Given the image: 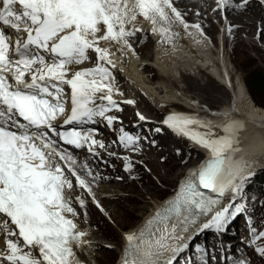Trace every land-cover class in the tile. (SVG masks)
Wrapping results in <instances>:
<instances>
[{
	"label": "bare ground",
	"instance_id": "bare-ground-1",
	"mask_svg": "<svg viewBox=\"0 0 264 264\" xmlns=\"http://www.w3.org/2000/svg\"><path fill=\"white\" fill-rule=\"evenodd\" d=\"M228 1L231 2V0ZM263 3L264 0H262V2L258 0L256 1L244 0V2H242L240 6H236L234 4L225 3V0H219L218 3H212L211 1H204L203 6L211 8L212 15L214 13L217 16L216 17L213 15L212 18L217 19L220 22V25H222V31L219 37L220 41L218 42V44L217 42H215L216 39L214 38V34H215L214 30L206 27L204 33L202 26L197 27L196 25H190L187 29V32H189L188 36L184 37L180 42L181 44H183L182 46H178L176 49L170 48V46L158 47V45L152 40V36L155 35V32L151 29L149 25L148 26L144 25L142 27V32L138 37H140V39L143 40L147 38L146 44L144 43L138 48H136V45H133L130 46L128 49L132 58L137 57L136 56L137 54L139 55L138 50H143V54H145L146 59L149 58L155 59L156 68L158 71H160V75L158 78L161 81L158 82V84L160 88L165 87L169 89V91L166 94H164L159 90V86L152 87L151 80L146 78V74L142 72L143 67L144 68H148V67L143 66L142 69H140L139 67L138 68L136 67V64L132 65L129 71H131V80L135 82L134 88L137 89L142 87L144 90H147V92L143 95L138 94L140 99H143L144 96H148L149 98L150 97L154 98L155 101L164 102V103L166 102L169 103L175 98L177 99L178 91L175 90L176 88L175 85L182 84L184 82V79L185 81H187L186 80L188 79L187 75L191 73L195 74L196 77L195 78L193 77L192 80H188V81L193 83V87L195 89L198 88L207 89L208 90L207 97L211 94L213 95V93L216 91H218V93L219 92L225 93L224 88L226 90L227 89L231 90L234 98L231 99L230 105H227V107H220V106L215 107L213 105H209L207 107L211 111L217 110V112L215 113V117L211 118L215 126L213 135L215 138L216 135H223L221 130L225 131V129L232 128V135L226 136L224 138L225 140L223 139L220 140L221 141L223 140L222 143H226L228 140L232 141L233 146L239 147L238 148L239 154L237 155L239 157H243L244 159L250 158L252 162H256L260 158L264 159V105L259 103L254 98L253 95L251 96V92L249 93L248 91L249 89L248 85L245 83L244 79L239 76L238 67L233 63L234 62L233 60H235V56L233 55L234 48H230L228 45V41H229L228 34L226 30L224 31L225 27L223 23H225L226 29H229L231 31L232 37L229 43L231 42L233 43L234 41H236V47L240 48L242 50V54L247 57L245 63L246 64L254 63L264 68V20H263L264 4ZM176 5L179 7L181 12L184 13L185 17L190 18L195 13L193 10L194 6L198 8L199 7L198 5H200V3L199 0H177ZM243 8H247V9L241 10ZM232 9H235L237 11L233 12ZM166 11L168 13V16L172 18L173 7L167 6ZM202 11L205 13L207 9L206 10L203 9ZM36 16H40V15H36ZM38 18L41 19L42 17H38ZM35 29H37L36 26H33V29L31 31L34 32ZM57 30L62 33L73 35L76 37H81L84 35L83 23L76 25L74 23L67 22L65 24H61L57 28ZM205 34L211 36L212 40L204 36ZM187 41H189L190 44L187 43ZM137 42H139V40ZM97 43L100 44L99 42ZM46 47L47 45H45L44 47L40 46L37 48V50L39 51L40 54L46 55V53L44 52V50H47ZM210 47L216 48V50L214 49L212 50ZM105 58L109 64L111 63L113 64L115 62L113 58H108V57ZM221 60L224 61V66L225 69H227V71L226 73L219 74L218 66L220 65ZM76 65L77 64L74 61L72 63V66L70 67V71L73 72L76 71L77 68ZM244 65H240V69L246 71L245 69L246 66ZM57 72H61L60 68L57 70ZM179 73H181V76L178 78ZM213 73H215L216 75L213 76ZM201 76L204 78L201 79L200 78ZM90 77L91 79L97 82L101 81L100 78H97L93 75ZM214 80L218 81L221 84V86L216 85ZM183 88H185V86H183ZM189 92H193V91L189 89ZM93 94H95L94 91ZM219 98H221V96ZM194 99L198 100V98H193V100ZM190 106L193 107L194 104L193 105L190 104ZM156 109L157 111L162 110L160 108H156ZM170 109L172 110V107ZM235 116H238L237 117L238 119L234 120L233 118ZM186 118L188 119V117ZM229 120H234V121L229 122ZM225 122H226V126L224 127L226 128H221L220 126ZM169 135L170 137H173L172 133H169ZM179 144H187V142L183 141L182 143V141L180 140ZM210 146L212 147V149H214L213 148L214 146L212 145ZM190 147L192 149H196L197 152H201L202 150H204V147L200 146L199 144H194ZM230 148H232V146H230L225 152L230 150ZM63 156L65 157L64 163L69 167V170L67 171L68 178L71 179L70 177L74 175L75 177L78 178L79 183L81 185V186L77 185V183H75L71 179L70 180V182H72L70 188L71 193L73 195L85 194L82 195V198H85L87 200V206L90 205L92 202V208L93 207L99 208L98 203L96 201L101 200L100 196L102 195H106L104 200V203L106 205H103V207L111 206L112 203H115L120 207V209L126 208L125 206L128 207L126 203L127 199L129 203H132L133 205L135 204V206L138 205L141 206L145 202L147 198L146 196L147 193L143 189H141L140 187L134 184H133L134 185L133 188H131L126 193H124L123 188L120 186L113 187L112 183L102 184L104 182H107L108 180H110L111 182L114 181V178L117 175L110 170L112 168L108 167L106 172L102 170H97V171L94 170V175H93L94 177H92L90 176L87 169L84 168V165L80 164V159H77L81 156L77 154L74 155L68 153L64 154ZM222 157L223 156L219 157V159ZM209 159L211 160V154L207 152L205 153V157L199 159L198 163L204 161V165H205L206 162L209 161ZM92 161L93 159L90 157V164L92 163ZM198 163L191 165L189 171L187 170L186 174H190V172H193L194 169L198 168L199 167ZM262 164L264 165V162ZM184 166L180 165V167H178L179 169L176 170V176L182 173L181 170L184 168ZM81 168H83L82 172L86 177V181H84V179L80 177L77 173ZM155 171L158 172L157 170ZM103 177H108V178H106L105 181H102L101 179H103ZM183 177L184 175L181 176V178ZM257 178L260 179L259 176H257ZM87 179L89 180V182ZM172 179L174 180V178ZM245 182H246L245 178L241 177L239 180H237L236 183L239 186H242L245 185ZM122 183H126V182L123 181ZM238 185L235 186L233 191H235V189L239 187ZM124 199L126 200L124 201ZM165 200L166 201L169 200L170 202H172L173 201L172 195L166 197ZM204 208H205L204 206L202 207L201 205H198L199 210L200 209L204 210ZM166 209H167V205H165L164 203L155 204L153 209L150 212H148V214L146 213L147 215L146 214L143 215L144 219L140 224L141 227L138 222L136 226L140 228L126 235V239H125L126 242H124L126 248L121 249V253H120L121 260L117 264H129V261H134L135 263L133 264H156L155 263L156 256H157V261L159 260L163 262L162 258L172 252V250L170 249L171 248L170 245H168V250L163 253L160 252V249L162 248V241L166 240V238L171 235L170 233L176 227L169 228L166 230V232L160 231L162 233L151 238L153 240L150 239L151 241L149 240L150 242L147 245H145L144 242L140 246L136 244L137 242L136 240H138L141 236L148 233L149 229L153 226V224L158 223L161 220L160 217L165 216L168 218L170 216L169 211ZM192 209L190 210V212L192 211ZM95 212L96 209L93 210V213ZM239 212H240L239 215L236 216L235 218V221H237V223L238 222L241 223V221L246 220L247 218L245 216L249 213H251V215L252 213L263 214V210L257 206H252V209L250 207L245 208L244 206V208L239 209ZM244 213H246V215H244ZM97 214L98 213L96 212V216H98ZM124 215H128V213H124ZM111 217L113 220L114 216ZM208 217L209 216L207 215L205 216V218ZM193 221L198 222L194 218H186L183 221L184 227L192 226L190 222ZM0 222H2L0 223V229L4 230V232L0 235V238H4L5 233L7 234L9 231H11V229L9 231L6 230V227H9L10 222L4 217H0ZM87 222L88 221H83L81 223L83 225L82 227L85 236L83 237L81 243L83 247H81L79 252H77L76 257L77 260L78 258L81 259L90 258L88 260V264L89 263L92 264L91 263L92 261L95 263L97 262L96 260H100L97 257L98 254L95 255L94 252L95 247H97L99 244L97 242L99 241L96 239L94 240L93 237L94 234L89 230L87 225L84 224ZM101 222L103 223V217L101 218ZM117 222H121V221L117 220ZM98 223L99 222H97V224ZM121 224L123 226L128 225L124 223ZM233 226L239 227V225L237 224H234ZM232 230L236 232L238 228L233 227ZM132 233L135 234L133 235ZM204 237H205L204 235L201 236V238L203 239ZM181 238H182L181 236H176V241L178 242ZM184 240L186 239L184 238ZM230 241L231 239L229 238L225 239V242H230ZM191 243L192 244L200 243V238H197V241L195 242L192 241ZM215 243L216 245L213 256L216 255L218 256L219 254L218 245L220 244V242L218 240H215ZM202 244L206 245L205 242H203ZM187 246L185 247L184 251L179 257L181 258V260L174 262V264H189L190 262L191 264H204L205 263L204 259L207 255L205 247H202L201 251L196 252L195 256L198 257V259L196 261L193 260L191 261L183 257L185 255H188L189 258L193 259L192 254H186ZM14 248H19L23 251V252H19L20 253L19 256L21 258V264H48L46 258H41L37 256L35 253H33L30 244L27 242V239L24 236H21L19 240V244L15 245ZM168 259L169 258H164L165 261H167Z\"/></svg>",
	"mask_w": 264,
	"mask_h": 264
},
{
	"label": "rangeland",
	"instance_id": "rangeland-1",
	"mask_svg": "<svg viewBox=\"0 0 264 264\" xmlns=\"http://www.w3.org/2000/svg\"><path fill=\"white\" fill-rule=\"evenodd\" d=\"M242 2H244V0H239V1L231 0V2L228 0H225V3L234 4L236 6H240ZM244 9H247V8H243L241 10H244ZM232 11L236 12L237 10L232 9ZM207 13H208L209 19L207 21L206 27L211 28V27H209L211 25L215 29L214 36H216L219 33L220 22L217 19L210 20L211 13H209V12H207ZM213 15L216 16V14H214V13H213ZM263 20H264V16H263ZM138 40H139V42H137ZM134 41H135L134 43H136L137 46H141L144 43L146 44L147 38L143 40V39H140V37H137V38H135ZM230 41H231V39H230ZM231 43L228 42V45L230 48H234L233 49L234 50L233 55L235 56V60H233L234 61L233 63L238 67L239 76L244 79L246 84H249L248 85L249 89L248 88L247 89H248L249 93L251 92V96L253 95L254 98L259 103L264 105V68H262L260 65L254 64V63H251V64L247 63L246 64L245 61H246L247 57L242 54V50L240 48L236 47V41H234L232 44ZM138 51L140 53H143V50H138ZM142 57H143V61H144L146 59L145 54H143ZM240 65L246 66V68H245L246 71L241 70ZM143 69H142V72H144V74H146V78H148V79H151L152 75L155 74V70H152V69L148 70V68H143ZM235 72H236V70H235ZM213 76H215V75H213ZM193 77L195 78L196 76L188 75V77H187L188 79H186L187 81H185V79H184V82L186 84L183 82L182 84H180V86L182 88H183V86H186L187 89H191L195 93L197 98L199 100H202L203 103L206 105H213L215 107L216 106L227 107V105H230L231 99L234 98L231 90H228V89L226 90L224 88L225 93H223V92L218 93V91H216L213 93V95L211 94L207 97V92H208L207 89H201V88L195 89L193 87V83L188 81V80H192ZM154 78H158L157 74L155 75ZM200 78L203 79L204 77L201 76ZM214 81H215L216 85L221 86V84L218 81H216V80H214ZM217 96H219V97L221 96V98H219ZM194 100L197 101L196 99H194ZM141 107L144 110H146L152 116L158 115V111H157L156 105H154V103L144 102V104H142ZM160 113H161V111L159 112V114ZM172 136L173 137H170L169 133L167 132L165 134V137H160L158 139V143H156V147L168 149L167 151L166 150L163 151V150L159 149L158 151L160 153H156V154L151 153L150 154L146 151V149H143V151L146 154H148L149 160L147 162H142L143 168L136 167V170L133 171V173L135 172L136 174H139L140 176L143 175V178L141 180H136V181L124 180L126 183H122L123 181H117V179H115L112 182L110 180H108L107 182L102 183V184H106V183L111 184L112 183L113 187L114 186H120L123 188L124 193H126L131 188H133L134 185L140 187L141 189H143L147 193V195H146L147 198H146L145 202L143 203V205L135 206V204L133 205L132 203H129L128 199H127L126 203H127L128 207L124 205L126 208L120 209V207L118 205H116L115 203H112L111 206L103 207V205H106L104 203L106 195L100 196L102 201L101 200H99V201L95 200L98 203L99 208H96V207L92 208V205H88L87 211L85 214V218L88 219V222L84 223V224H86L87 227L89 228V230L94 234L93 235L94 240L96 239L99 241V242H97L99 244L97 247H95L94 252H95V255L98 254L97 257L100 260H96L97 262H95V263L92 261L91 262L92 264H116L118 262L119 257H121L120 256L121 249L125 247L124 242H126V240H125L126 234H130V232H134V230L141 227L140 224L144 219L143 215L146 213L148 214V212H150L153 209L155 204H163L164 203L165 205L168 206L170 201L169 200L166 201L165 198L168 197L170 195V193H172V189L175 188L176 185L179 183L181 176L182 175L185 176L187 170H189L191 165L198 163L200 158L205 157L204 153L197 152L196 149H192L187 144H179L180 140L177 139L174 135H172ZM122 138H123V134L120 135L119 133L112 131V132H109V137L106 140H108V142L114 144L116 146V148H118V147L122 146V144H120L122 141ZM180 147H181V150L179 152H181L182 154L177 155V149ZM188 151L189 152L191 151V153L189 155V158L186 159L185 153H187ZM165 152H166V157H165L164 161L162 162L161 157H163V155H165L164 154ZM167 153H169V154H167ZM135 155L138 157H142L138 154H135ZM77 159H80V163H81L82 158L79 157ZM105 159L108 161L110 160L109 162L113 161L110 158V156H107V155L105 156ZM180 165H182V166L185 165V166L181 170L182 173L179 174L178 176H176V170L179 169L178 167H180ZM175 167H177V168H175ZM82 170H83V168H81L79 170V172H77V173L80 177H82L84 179V181H86V177H85V175H83L84 173L82 172ZM106 170L104 172H106ZM155 170H157L158 172H156ZM122 177L124 179H131V175H129V176L123 175ZM172 178H174V180ZM88 182H89V180H88ZM151 189H152V191H151ZM125 200L126 199H124V201ZM257 201L258 202L262 201V203L264 204V192L258 196ZM130 202H132V201H130ZM94 209H96L98 216H96V212L93 213ZM124 213H128V215H124ZM254 214H256V213H253V215ZM111 216H114L115 220L114 219L112 220ZM102 217H103V223L101 222ZM254 219H255L254 221H257V218H254ZM117 220H119L121 222H117ZM96 221L99 223L97 224ZM138 222H139L140 227L136 226V224ZM121 223L128 224V225L123 226ZM255 223H257V222H255ZM172 227H174V225L166 227L165 231L169 228H172ZM233 227H237L238 229L240 228L238 226H233ZM242 227H243V221H241V228ZM2 230L0 229V235L4 232V230L3 231ZM160 231H162V230L159 229L155 233L158 232L157 233V235H158V234L162 233ZM235 233L236 232L234 230H231V235H233ZM132 234L134 235L135 233H132ZM204 235H205L204 239L201 238L202 235L199 237L200 243H203V242L206 243V245L202 244L205 247V250L207 252L205 262H208V261L210 262L211 257L214 254V249H215V245H216L215 239L220 242L221 238L219 237L217 239L214 236L211 237L210 235H208L206 233ZM226 238H229V239H231V241H233V239L231 237H225V236H223L222 241L225 242ZM148 243L149 242H146V241L144 242L145 245H147ZM225 246H226L225 244H222V242H220V244L218 245V253H219L218 256H221V252ZM233 246H234V244H233ZM195 247H196L195 244H192V243L188 244L187 251H186V254H192L193 255V259L189 258L188 255H185L183 257L187 260L196 261L198 259V257L195 256V254H196ZM232 248H233V251L231 252V257H234L236 254V251H235L234 247H232ZM211 251H213V254ZM180 256H181V254H180ZM218 256L216 259V262H217L216 264H222L220 262ZM213 257H212V259H213ZM82 259L81 260L83 262L88 264V260L90 258H87V259L82 258ZM179 260H181V258L176 259V261H179ZM133 263H135V262L129 261V264H133ZM211 264H212V262H211Z\"/></svg>",
	"mask_w": 264,
	"mask_h": 264
},
{
	"label": "clouds",
	"instance_id": "clouds-1",
	"mask_svg": "<svg viewBox=\"0 0 264 264\" xmlns=\"http://www.w3.org/2000/svg\"><path fill=\"white\" fill-rule=\"evenodd\" d=\"M206 10L207 9V11L209 12V13H211V15H210V20H213L214 18H212V12H211V8H208V7H201V12H202V14L201 13H199L198 12V8H196L195 6H194V8H193V10H194V15L192 16V17H190V18H188V17H185V15H182V17H183V19L186 21V22H191V21H194L195 20V18L196 17H199L200 18V25L202 26V29H203V31H204V33H205V29H206V24H207V21H208V19H209V17H208V13H207V11L204 13L202 10ZM184 14V13H183ZM223 25H224V27H225V29H224V31L226 30L227 31V34H228V40L230 41V39H231V37H232V35H231V31L229 30V29H226V25H225V23H223ZM209 27H211L212 28V30H214L215 31V29L210 25ZM221 31H222V25H220L219 26V33H218V35H216V36H214V38L216 39V41L215 42H217V44H218V42L220 41L219 39V37H220V34H221ZM205 35H207V34H205ZM207 37H209V39L210 40H212V38H211V36H209V35H207ZM228 41V42H229ZM216 44V45H217ZM212 50L214 49V50H216V48H213V47H210ZM199 69V68H198ZM218 69H219V74H221V73H226V71H227V69H225V66H224V63H220V65L218 66ZM218 74V75H219ZM184 75H187V74H184ZM188 75H192V76H195V74H188ZM187 75V76H188ZM213 75H216L215 73H213ZM180 76H181V73H180ZM151 82H155V84L156 85H158V82H159V78H153L152 80H151ZM185 93H187L188 95L190 94L191 96H192V99L193 98H197V96L195 95V93L194 92H189V89H187V87L185 86ZM195 102H201V103H199V104H201V105H203V106H205V107H208L209 105H206V104H204L203 103V101L202 100H197V101H195ZM213 111H217V110H213Z\"/></svg>",
	"mask_w": 264,
	"mask_h": 264
},
{
	"label": "built area",
	"instance_id": "built-area-1",
	"mask_svg": "<svg viewBox=\"0 0 264 264\" xmlns=\"http://www.w3.org/2000/svg\"><path fill=\"white\" fill-rule=\"evenodd\" d=\"M250 180H252V178ZM257 182L258 184H260L259 186H257V189H259V191L261 192L264 191V185L261 184L264 182V178L261 177Z\"/></svg>",
	"mask_w": 264,
	"mask_h": 264
},
{
	"label": "trees",
	"instance_id": "trees-1",
	"mask_svg": "<svg viewBox=\"0 0 264 264\" xmlns=\"http://www.w3.org/2000/svg\"><path fill=\"white\" fill-rule=\"evenodd\" d=\"M247 85H249V84H247Z\"/></svg>",
	"mask_w": 264,
	"mask_h": 264
},
{
	"label": "water",
	"instance_id": "water-1",
	"mask_svg": "<svg viewBox=\"0 0 264 264\" xmlns=\"http://www.w3.org/2000/svg\"><path fill=\"white\" fill-rule=\"evenodd\" d=\"M117 264V263H116Z\"/></svg>",
	"mask_w": 264,
	"mask_h": 264
}]
</instances>
